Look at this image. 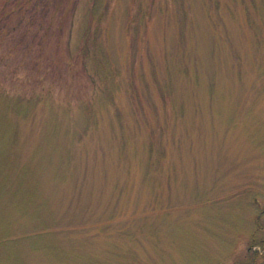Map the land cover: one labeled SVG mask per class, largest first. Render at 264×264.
<instances>
[{"label":"rangeland","instance_id":"1","mask_svg":"<svg viewBox=\"0 0 264 264\" xmlns=\"http://www.w3.org/2000/svg\"><path fill=\"white\" fill-rule=\"evenodd\" d=\"M26 1L0 264H264V0Z\"/></svg>","mask_w":264,"mask_h":264},{"label":"trees","instance_id":"2","mask_svg":"<svg viewBox=\"0 0 264 264\" xmlns=\"http://www.w3.org/2000/svg\"><path fill=\"white\" fill-rule=\"evenodd\" d=\"M15 10H11V9H7L6 6H2L0 8V16L1 17H6L8 16L10 13H13L15 11V13H19V20L24 18V17H32L33 16V4L32 3H28L26 0H19L16 4H15Z\"/></svg>","mask_w":264,"mask_h":264}]
</instances>
